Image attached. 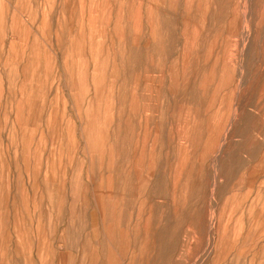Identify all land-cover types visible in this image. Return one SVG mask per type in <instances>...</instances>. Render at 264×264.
<instances>
[{
  "label": "rangeland",
  "instance_id": "obj_1",
  "mask_svg": "<svg viewBox=\"0 0 264 264\" xmlns=\"http://www.w3.org/2000/svg\"><path fill=\"white\" fill-rule=\"evenodd\" d=\"M0 264H264V0H0Z\"/></svg>",
  "mask_w": 264,
  "mask_h": 264
}]
</instances>
